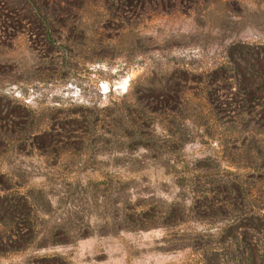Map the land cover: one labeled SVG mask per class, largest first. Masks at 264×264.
Wrapping results in <instances>:
<instances>
[{
    "label": "rangeland",
    "instance_id": "374dc122",
    "mask_svg": "<svg viewBox=\"0 0 264 264\" xmlns=\"http://www.w3.org/2000/svg\"><path fill=\"white\" fill-rule=\"evenodd\" d=\"M40 3L52 37L0 0V196L40 204L0 264H250L264 0ZM243 92L247 121L221 104Z\"/></svg>",
    "mask_w": 264,
    "mask_h": 264
},
{
    "label": "trees",
    "instance_id": "16d2710c",
    "mask_svg": "<svg viewBox=\"0 0 264 264\" xmlns=\"http://www.w3.org/2000/svg\"><path fill=\"white\" fill-rule=\"evenodd\" d=\"M27 2H33V12L31 14L37 17L36 20L39 22L38 32L42 34H47L48 37H52V28L50 27V20L48 19L47 13L43 12L42 9L45 7L41 5V0H26ZM11 9H15L16 5H10ZM57 12H60V9H56ZM6 15V14H5ZM8 15V14H7ZM0 16H3L0 14ZM230 89V88H228ZM247 96L246 92L239 95V99L237 101H227L221 102L222 105L229 106L231 111H235L239 116L242 117V120H246V109L245 105L248 102L247 99H244ZM252 103V102H251ZM234 112V113H235ZM248 121H252L250 118L252 115H247ZM245 117V118H244ZM12 123L13 120H9ZM228 125H231L229 121H227ZM41 136V135H40ZM0 138L8 141L11 139V135L6 131L0 132ZM42 138V137H41ZM30 198L33 201V204L28 203L27 200H22L18 202L17 200H8L5 196H0V253H6L10 251H19L23 250L26 246V234L32 232L31 223H33V216L35 213V208L39 207V202L36 201L37 197ZM34 207V209H33ZM24 224V225H23ZM264 225V214L260 217H256V222L252 224V229L257 230ZM26 226L25 228H23ZM248 242V238L246 233H239L235 240V246L237 248L240 245H244L246 247V243ZM247 248V247H246ZM259 255L250 256V264H261L264 261V248L259 249ZM215 260H212L214 262ZM219 260H217L216 264H218ZM212 262L208 261L206 264H211Z\"/></svg>",
    "mask_w": 264,
    "mask_h": 264
}]
</instances>
